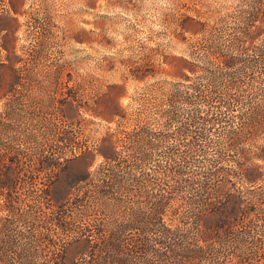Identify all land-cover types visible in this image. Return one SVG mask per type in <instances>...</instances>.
Returning <instances> with one entry per match:
<instances>
[{"label":"rangeland","instance_id":"374dc122","mask_svg":"<svg viewBox=\"0 0 264 264\" xmlns=\"http://www.w3.org/2000/svg\"><path fill=\"white\" fill-rule=\"evenodd\" d=\"M263 20L264 0H0V179L14 180L0 187V264H42L41 193L59 179L88 177L107 193L133 195L107 175L139 176L152 192L156 170L195 143L204 148L193 157L197 171L216 159L225 171L239 170L240 155L226 142L240 119L232 115L255 106L264 116V32L231 68L214 53L238 55ZM228 97L230 107H222ZM207 111L227 121L205 123L193 142L195 128L186 123ZM259 133L255 143L264 141V126ZM103 152H115L120 166H108ZM232 178L238 189L257 190L245 200L259 199L264 175L254 186ZM127 197L98 214L91 206L93 225L75 221L73 232L114 229L132 212L126 207L135 198ZM251 241L200 264H234Z\"/></svg>","mask_w":264,"mask_h":264},{"label":"trees","instance_id":"16d2710c","mask_svg":"<svg viewBox=\"0 0 264 264\" xmlns=\"http://www.w3.org/2000/svg\"><path fill=\"white\" fill-rule=\"evenodd\" d=\"M254 26L246 41L238 47V55L220 57L214 53L222 65L235 66L241 52L257 46L253 43L264 32V20ZM261 48L264 50L263 46ZM250 79L255 81V77ZM235 81L232 86L241 88L239 79ZM231 102L228 97L221 106L228 108ZM259 109L253 106L248 112L232 115L240 119L237 127L229 129L226 143L240 155L239 170L229 168L225 171L219 165L221 160L216 159L207 171H197L199 165H195L193 157L204 148L195 143L184 150L182 160L174 158L167 168L156 170L155 190L152 192L144 190L147 185L144 178L133 177L129 182L125 175L120 179L115 173L107 175L111 177V180L107 178V183L122 185L130 192L133 190V195L128 191L120 195L107 193L104 186L101 189V185L88 182V177L63 178L44 187L41 194L46 198L47 209L42 210V264H200L208 255L231 251L232 243H238V248L242 249L248 237H252L253 242L249 251L240 252L230 260L234 264H264V233L258 235L261 234L260 225L264 227V187H260V197L256 202H248L243 195L257 190L248 186L238 189L232 178L240 175L244 186H254L264 175V165L256 161H264V141L255 143L264 126L263 112ZM215 120L218 124L219 120L226 122L227 116L220 118L207 111L192 117L186 125L195 128L192 131L193 142L204 136L200 130L204 124ZM244 144H250L252 150ZM103 155L108 166L113 169L120 166L115 152L112 155L103 152ZM87 157L83 155L79 160L85 161ZM45 167L54 168L50 162H46ZM100 172L98 170L97 173ZM0 180V187L11 186L10 182L14 181L12 177ZM81 182L89 188L85 190L81 185L82 195L73 196V190L81 188ZM128 195L135 198L131 200L134 205L126 207L132 208V212H124L123 220L114 229L100 227L95 234L73 232L75 221L87 220L89 225H93L91 206L98 210V214L99 211H107L105 207L109 205L122 206V202L130 198Z\"/></svg>","mask_w":264,"mask_h":264}]
</instances>
